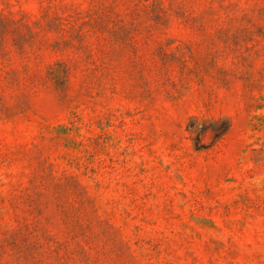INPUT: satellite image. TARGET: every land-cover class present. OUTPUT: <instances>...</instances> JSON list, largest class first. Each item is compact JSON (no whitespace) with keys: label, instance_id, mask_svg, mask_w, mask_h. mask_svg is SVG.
<instances>
[{"label":"rangeland","instance_id":"374dc122","mask_svg":"<svg viewBox=\"0 0 264 264\" xmlns=\"http://www.w3.org/2000/svg\"><path fill=\"white\" fill-rule=\"evenodd\" d=\"M0 264H264V0H0Z\"/></svg>","mask_w":264,"mask_h":264}]
</instances>
